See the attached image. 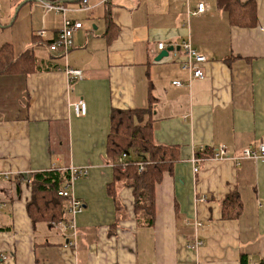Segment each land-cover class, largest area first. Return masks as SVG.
I'll return each instance as SVG.
<instances>
[{"label":"crops","instance_id":"1","mask_svg":"<svg viewBox=\"0 0 264 264\" xmlns=\"http://www.w3.org/2000/svg\"><path fill=\"white\" fill-rule=\"evenodd\" d=\"M60 1L82 25L66 63L48 48L63 15L0 0V28L19 34L0 48L36 60L33 73L0 75V173L9 175L0 179V264H240L241 256L259 264L264 163L236 157L264 137V0H254V27L230 25L218 0H86L85 10L83 0ZM199 2L206 10L191 15ZM185 42L204 57L193 63L201 79L181 67ZM66 64L81 77L70 82ZM149 95L154 142L173 147L176 161L154 188L148 227L136 221L131 189L113 182L106 137L113 110L146 109ZM78 101L84 115L74 112ZM219 145L226 157L213 159ZM200 147L207 155L194 164ZM50 169L85 171L69 188L83 204L72 229L27 215L28 176ZM232 194L241 208L225 218Z\"/></svg>","mask_w":264,"mask_h":264},{"label":"trees","instance_id":"2","mask_svg":"<svg viewBox=\"0 0 264 264\" xmlns=\"http://www.w3.org/2000/svg\"><path fill=\"white\" fill-rule=\"evenodd\" d=\"M218 6L227 14L229 24L232 26L254 27L257 24L254 0H218ZM105 20L109 30L113 26L109 14ZM35 61L27 52L14 56L10 45L5 44L0 48V75L18 73L28 75L36 71ZM155 101L149 95L146 109L113 110L106 137L107 163L113 169V182L131 189L136 221L148 227L154 222V188L161 182L165 172H171L176 161L173 147L154 142L151 112ZM122 153L128 155L125 166L118 163ZM202 155L206 156L207 152L198 153L196 158ZM138 163H144L142 171H138ZM28 179L31 195L26 204V211L31 222L33 224L42 222L48 226L65 222L66 199L58 195V192L69 183V171L50 169L32 173ZM223 203L222 216L235 218L241 208L238 196L229 195ZM240 264H247L245 256H241ZM259 264H264V258Z\"/></svg>","mask_w":264,"mask_h":264},{"label":"built area","instance_id":"3","mask_svg":"<svg viewBox=\"0 0 264 264\" xmlns=\"http://www.w3.org/2000/svg\"><path fill=\"white\" fill-rule=\"evenodd\" d=\"M40 3L47 11H52L57 14L63 15L62 18V25L57 33V36L55 37L54 41H52L48 48L51 52H58L61 54V57L65 60L67 59V55L69 53V50L72 47V35L75 31L82 28V25L80 22L72 21L66 17H64L67 8H65L61 3H51L49 1H42V0H30ZM86 0L82 1L81 4V10L87 9L86 7ZM206 10V6L204 3L199 2L196 6V10L191 14L199 15L204 13ZM39 36H43V31L38 32ZM164 45L162 43H159L157 45V48L159 50H162ZM183 51L185 53V56L187 57V61L181 65V67L185 70H188L191 73V77L201 79L203 78V72L200 69H196L193 66V63H200L204 61V57L199 54L196 50H194L189 42H185L182 45ZM64 71L66 75L68 76V79H70V82H72L74 79H78L81 77V72L76 69L70 68L67 64L65 65ZM175 86H181L180 82H173ZM74 112L78 115H84L85 114V104L82 101H78L73 105ZM204 148L200 147L198 151H203ZM128 155L125 153H122L118 159V163L125 166V160L127 159ZM226 157V147L223 145H219L217 148H215L212 152V158L213 159H221ZM246 159H252L255 161H260L264 163V137L260 140V142L257 144L256 147H246L242 150L240 155L236 157V162L238 163L241 160ZM198 159L194 158L192 162L195 164L197 163ZM144 168V163H138V171H142ZM70 174V180L69 183H66L62 189L58 192V195L65 198L68 202L67 205V220L64 224H57L61 229H72L74 227L73 225V216L82 210L83 204L81 201L75 199L71 196L69 192L70 185L73 181L76 179L82 177L85 175V171L82 169H68ZM197 171V168H194V172ZM8 179L9 175L6 173H0V179ZM28 184L30 183L29 179H27ZM62 230V231H63ZM202 245L201 241H195L193 245H190L191 248L196 249L199 248ZM6 257L1 256V259H5Z\"/></svg>","mask_w":264,"mask_h":264},{"label":"rangeland","instance_id":"4","mask_svg":"<svg viewBox=\"0 0 264 264\" xmlns=\"http://www.w3.org/2000/svg\"><path fill=\"white\" fill-rule=\"evenodd\" d=\"M13 29V28H12ZM11 29H7V28H0V40H7V38H13V37H18V35H12L10 34ZM4 42V41H2Z\"/></svg>","mask_w":264,"mask_h":264},{"label":"water","instance_id":"5","mask_svg":"<svg viewBox=\"0 0 264 264\" xmlns=\"http://www.w3.org/2000/svg\"><path fill=\"white\" fill-rule=\"evenodd\" d=\"M26 2H27V1H26ZM28 2H29V1H28ZM170 50H172V48H171ZM168 52H169L168 49H166V50H164V51H161V52L157 55L156 60L158 61V60H161L163 57H166V56L168 55Z\"/></svg>","mask_w":264,"mask_h":264}]
</instances>
